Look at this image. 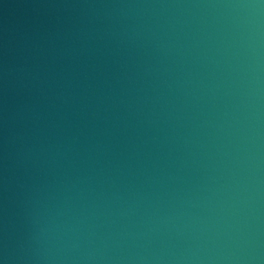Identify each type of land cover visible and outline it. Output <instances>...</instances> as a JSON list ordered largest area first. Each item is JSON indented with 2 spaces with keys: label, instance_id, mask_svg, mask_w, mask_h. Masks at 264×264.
Wrapping results in <instances>:
<instances>
[{
  "label": "water",
  "instance_id": "95a60500",
  "mask_svg": "<svg viewBox=\"0 0 264 264\" xmlns=\"http://www.w3.org/2000/svg\"><path fill=\"white\" fill-rule=\"evenodd\" d=\"M210 2L219 0H0V228L6 207L17 235L24 233L27 218L20 204L24 190L19 185L25 182L43 188L54 180L88 175L104 180L105 189L111 178L122 187L142 184L144 190L161 180L168 189L200 182L209 156L221 158L216 149L223 133L205 121L216 122L233 102L225 94L227 65L193 60L195 51L183 59L163 57L150 44L140 46V38L134 43L127 38L120 43V39L140 23L159 22L167 27L166 22L176 21L183 22L175 25L177 33L183 28L191 36L203 27L215 37L227 10L111 5ZM209 45L215 48L217 43ZM207 55L221 59L220 53ZM5 64L14 70L7 92ZM212 71L217 73L215 78ZM188 72L193 80L199 74L210 88L220 83L215 97L210 88L180 83ZM5 100L7 135L10 139L17 135L15 148L22 147L19 137L23 135L36 149L27 165L9 169L7 202L3 187ZM25 105L28 110L21 112ZM261 123L264 133V118Z\"/></svg>",
  "mask_w": 264,
  "mask_h": 264
},
{
  "label": "clouds",
  "instance_id": "9594fccd",
  "mask_svg": "<svg viewBox=\"0 0 264 264\" xmlns=\"http://www.w3.org/2000/svg\"><path fill=\"white\" fill-rule=\"evenodd\" d=\"M111 6L227 10L222 30L215 37L203 27L191 36L183 28L177 33L175 25L183 22L176 21L166 22L167 27L159 22L140 23L133 26L131 34L125 31L120 39V43L125 38L134 43L140 38V46L150 44L163 57L183 59L186 53L195 51L193 60L210 61L217 67L227 65L225 94L231 95L233 102L225 106L216 122L205 121L223 133L216 149L221 158L214 160L210 155L204 176L188 188L168 189L161 180L144 190L142 184L122 187L109 178L105 189L104 180L88 175L54 180L43 188L21 183L19 187L24 191L20 204L27 227L22 235H17L5 207L0 228V264H264V0ZM210 41L217 46L212 48ZM210 51L220 53L221 59L209 57ZM13 71L5 64L6 92ZM210 74L217 76L215 71ZM192 75L188 72L180 83L210 88L199 74L195 80ZM218 75L224 76V72ZM220 86L215 83L210 88L213 97ZM27 110L25 105L21 112ZM5 113L3 187L7 202L9 169L27 165L36 149L23 135L19 137L22 147L15 148L17 135L14 133L11 139L7 135V100ZM48 187L53 192H48ZM189 208L201 211L194 213ZM132 216L139 219L133 221Z\"/></svg>",
  "mask_w": 264,
  "mask_h": 264
}]
</instances>
